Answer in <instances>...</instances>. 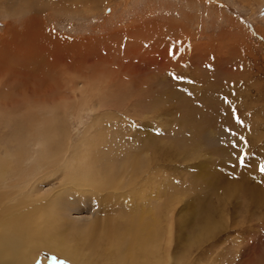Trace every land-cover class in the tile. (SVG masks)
<instances>
[{
    "label": "rangeland",
    "instance_id": "1",
    "mask_svg": "<svg viewBox=\"0 0 264 264\" xmlns=\"http://www.w3.org/2000/svg\"><path fill=\"white\" fill-rule=\"evenodd\" d=\"M29 26L50 30L57 43L66 37L71 48L59 70L31 73L27 88L13 84L14 99L31 98L36 108L28 123L15 116L12 139L19 143L33 121L62 139L61 161L37 174L40 193L64 186L60 174L74 155L134 162L133 186L92 201L95 211L155 207L165 233L172 217L167 264H264V0H0V38ZM106 61L113 66L104 84L92 75ZM126 63L139 64L136 74ZM40 95L59 109L36 120ZM44 131L28 138L31 160ZM207 225L213 235L191 244ZM32 264L72 263L41 250Z\"/></svg>",
    "mask_w": 264,
    "mask_h": 264
},
{
    "label": "bare ground",
    "instance_id": "2",
    "mask_svg": "<svg viewBox=\"0 0 264 264\" xmlns=\"http://www.w3.org/2000/svg\"><path fill=\"white\" fill-rule=\"evenodd\" d=\"M39 29L41 30L29 26L20 33L21 36L18 33L19 37L15 35L11 41L6 35L0 38V125L4 122L0 129V264H32L33 256L41 250L55 253L72 264H167L170 259H174L167 248L169 234L173 230L172 217L169 219L165 215L170 225L165 233L162 232L161 217L155 207L148 210L142 205L137 211L132 208L113 215L106 211L100 214L90 205L102 195H112L114 191L117 193L133 186L139 177L134 162L130 165H114L113 162H118V158H109L108 154H101L96 158L91 154L94 162L89 156L74 155L68 165L66 162L60 174L67 175V182L62 183L64 186L56 191L52 189L40 193L44 176L38 177L37 174H43L47 168L61 161L62 153L59 149L62 139H59L51 124L46 126V123L39 121L29 124L19 143L12 139L11 131L15 128L11 123L15 116L20 117L23 123H28L31 111L36 108L31 105V98L14 99L13 84L19 79L23 84L26 83L27 88L29 83L26 77L29 79L31 73L39 72L42 76L55 69L59 70L58 67L63 63L62 55L71 52V48L66 37L60 38L58 44L54 40V33L48 29ZM111 61H106L109 65H105V62L93 65L94 80L98 79L97 76H105L104 84L107 83V78L112 73ZM72 68L74 69V65ZM125 68L135 73L139 64L126 63ZM73 85L71 82V87ZM91 86L93 87V83ZM78 91L83 92L81 89ZM39 97L42 98H36L43 105L38 109L36 120L48 111L59 109V102L49 104L52 101L42 95ZM74 100L77 101L67 100L68 106L72 102L75 106ZM38 127L45 130L43 148L31 160L24 152L25 146ZM67 141L63 139V142ZM64 145L68 147V143ZM15 147L17 148L14 149ZM39 160L42 162H38ZM28 174L32 175L31 179L27 178ZM46 174L51 175L49 171ZM212 225L199 229L195 239L191 238V244H197L213 235L215 228ZM162 227L166 228L164 224ZM164 255H167L168 261Z\"/></svg>",
    "mask_w": 264,
    "mask_h": 264
},
{
    "label": "snow or ice",
    "instance_id": "3",
    "mask_svg": "<svg viewBox=\"0 0 264 264\" xmlns=\"http://www.w3.org/2000/svg\"><path fill=\"white\" fill-rule=\"evenodd\" d=\"M171 54V53H170ZM174 79L176 80H183L184 77H181V76H174L173 77ZM225 103H228L227 99L225 98ZM233 118L237 120V123H242V121L239 120V118L235 115V110H233ZM225 131H230L228 129H225ZM232 135H235L234 133H232ZM244 138L243 137H240V140H243ZM232 146L233 147H238L237 143L235 141H233L232 143ZM245 162V155L243 154V152L241 153V155L239 156V163L241 165H243ZM262 173H264V164H261L260 166V169H259Z\"/></svg>",
    "mask_w": 264,
    "mask_h": 264
}]
</instances>
